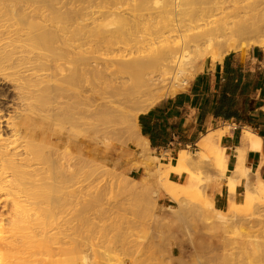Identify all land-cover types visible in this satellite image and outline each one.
<instances>
[{
  "label": "bare ground",
  "instance_id": "obj_1",
  "mask_svg": "<svg viewBox=\"0 0 264 264\" xmlns=\"http://www.w3.org/2000/svg\"><path fill=\"white\" fill-rule=\"evenodd\" d=\"M89 1L0 0V264H92L73 223L81 178L91 183L98 161L109 159L98 144L135 141L140 157L158 162L139 133V116L185 88L207 59L264 47L256 20H232L239 6L226 12L214 0L205 7L202 0H124L113 9L116 0H103L109 8L101 11ZM227 131L202 136L195 155L179 151L168 168L188 173L186 185L162 167L153 171L159 190L175 197L178 187H195L193 170L210 160L208 151L224 176L228 157L219 144ZM245 138L251 149L260 148L250 130ZM251 176L246 150L238 149L226 184L234 214L251 210L256 195L264 199V181L257 175L253 183ZM243 178L239 204L234 197ZM205 202L222 217L213 201ZM66 203L73 212L61 210Z\"/></svg>",
  "mask_w": 264,
  "mask_h": 264
},
{
  "label": "rangeland",
  "instance_id": "obj_2",
  "mask_svg": "<svg viewBox=\"0 0 264 264\" xmlns=\"http://www.w3.org/2000/svg\"><path fill=\"white\" fill-rule=\"evenodd\" d=\"M118 1L124 0H116L113 9L118 6ZM214 1L220 2L226 12L241 7L237 16L232 17L233 21L256 20L264 27V0ZM89 2L80 0V4L86 6ZM201 3L204 7L212 6L210 0ZM94 8L107 11L109 7L103 0H95ZM249 51L232 53L246 56ZM195 56L193 52L191 57ZM210 61L207 59L205 63ZM203 66L204 63H200L199 71L185 88L161 100L151 110L189 91ZM141 116L138 118L140 134ZM83 140L87 142V138L83 137ZM98 149L109 159L98 161L91 183L85 176L81 178L79 215L73 223L74 228L77 227L81 249L89 255L92 264H264V199L256 195L251 210L231 212L232 197L224 186L226 174L221 176L213 153L206 152L210 160L202 161L200 168L193 170L198 179L195 187L187 191L178 187L176 196L171 197L159 190L160 184L150 175L162 167L169 179L186 185L188 173L178 176L168 168L176 164L180 150L160 152L150 148L160 159L150 163L139 156L141 150L135 141L122 144L116 137L106 138L98 144ZM183 149L192 155L200 151L198 142ZM251 181L256 183L252 176ZM221 186L224 188L222 202L215 196ZM157 190L159 197L155 206L154 192ZM244 192L245 189H240V194L235 195L236 203H243ZM206 199L214 202L222 217L209 210ZM168 207L175 213L164 210ZM61 210L71 213L73 206L66 203ZM154 213L158 219H154Z\"/></svg>",
  "mask_w": 264,
  "mask_h": 264
},
{
  "label": "crops",
  "instance_id": "obj_3",
  "mask_svg": "<svg viewBox=\"0 0 264 264\" xmlns=\"http://www.w3.org/2000/svg\"><path fill=\"white\" fill-rule=\"evenodd\" d=\"M221 101L229 102L233 109L245 101L252 103L255 108L250 113L253 125L216 119L214 110ZM245 109H250L249 105ZM144 116L147 129L161 146L158 149L160 152H173L196 145L209 132L210 126L212 130L228 128L220 141L228 157L227 180L236 165L238 149H244L246 166L250 168L252 177L257 179L259 175L264 181V49L256 47L246 56L232 53L223 61L204 63L203 70L196 75L189 91L164 101ZM247 130L260 139L259 149L250 148L245 138ZM146 138L151 147L149 137ZM231 159L234 161L230 168ZM246 183L247 180L243 178L238 184L236 197L240 189L246 188ZM226 191H229L228 188ZM215 196L220 198V202L223 201V186L215 191Z\"/></svg>",
  "mask_w": 264,
  "mask_h": 264
},
{
  "label": "trees",
  "instance_id": "obj_4",
  "mask_svg": "<svg viewBox=\"0 0 264 264\" xmlns=\"http://www.w3.org/2000/svg\"><path fill=\"white\" fill-rule=\"evenodd\" d=\"M231 103L234 104V101L231 100ZM235 105V104H234ZM249 105L250 109H245L246 106ZM255 110L254 106L252 103L245 101L243 105H238L237 108L233 109L231 107V104L229 102L221 101L218 103V106L216 110H214L213 116L216 119H222L225 122H230L232 120L242 123L244 125H253L254 120L253 117L251 116L250 113H252ZM146 117L142 115L139 119L140 125H141V131L142 134L145 137H149L151 141V148L152 149H159L161 146L158 145V143L155 141L153 138L152 132L147 129V123L145 122ZM155 130V129H154ZM233 159H231V165L230 168L232 167Z\"/></svg>",
  "mask_w": 264,
  "mask_h": 264
}]
</instances>
